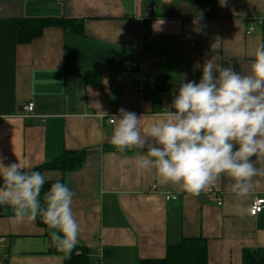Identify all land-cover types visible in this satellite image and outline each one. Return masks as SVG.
<instances>
[{"label": "crops", "instance_id": "obj_1", "mask_svg": "<svg viewBox=\"0 0 264 264\" xmlns=\"http://www.w3.org/2000/svg\"><path fill=\"white\" fill-rule=\"evenodd\" d=\"M36 17L76 19L83 35L48 27L16 44L15 20ZM251 24L255 31L248 34ZM217 38L221 48L213 52ZM262 41L264 0H0V157L5 165L28 158L33 169L64 150H87L79 170L42 174L46 181L64 178L74 193L76 246L89 250V264L162 258L168 244L200 236L207 239L208 264H242L244 249H264V209L255 216L250 211L252 199L264 197V177L254 178L242 213L227 177L189 196L136 167L146 149L113 148V125L96 113L118 116L124 108L143 116L146 126L171 105L181 83H199L205 61L247 73ZM127 63L135 68L126 71ZM86 73L100 81L87 82ZM140 73L155 78L154 90L135 88ZM31 101L27 117L23 107ZM168 193L178 199L166 200ZM1 207L3 264H64L48 253L36 220L15 223L12 210Z\"/></svg>", "mask_w": 264, "mask_h": 264}, {"label": "clouds", "instance_id": "obj_2", "mask_svg": "<svg viewBox=\"0 0 264 264\" xmlns=\"http://www.w3.org/2000/svg\"><path fill=\"white\" fill-rule=\"evenodd\" d=\"M220 48L217 38L211 50ZM96 115L107 116L113 125L110 144L117 151L146 149L145 154H137L136 167L153 172L161 184L198 197L222 177L229 178L235 207L242 213L254 190V178L264 177V167H257L264 164V41L255 47L247 73L231 65L222 67L213 58L205 61L199 83H181L171 105L146 126L142 127L143 116L124 108L118 116L100 110ZM3 159L0 206L12 210L15 223L40 217L50 246L70 255L80 231L72 190L56 180L41 198L46 177L30 170L29 159L7 165Z\"/></svg>", "mask_w": 264, "mask_h": 264}, {"label": "trees", "instance_id": "obj_3", "mask_svg": "<svg viewBox=\"0 0 264 264\" xmlns=\"http://www.w3.org/2000/svg\"><path fill=\"white\" fill-rule=\"evenodd\" d=\"M189 5L211 4L214 0H184ZM48 27H59L72 33L83 35V23L76 19L65 17H36L18 18L14 24V39L16 44L29 43L39 37ZM100 74V73H98ZM96 73H86V81L89 83L100 81ZM93 76L94 78H91ZM87 156V150H64L52 160L30 170L43 173L45 170H58L62 174L79 170ZM53 181H46L41 193V198ZM65 183L64 178L59 179ZM2 207L0 206V214ZM36 223L43 229L44 238L47 242L48 253L59 255L64 264H89V250L86 247H78L72 250L70 255L58 251L50 246V237L47 226L37 217ZM138 264H208V244L204 237H185L177 244H168L166 254L162 258L140 259ZM242 264H264V249H244Z\"/></svg>", "mask_w": 264, "mask_h": 264}, {"label": "built area", "instance_id": "obj_4", "mask_svg": "<svg viewBox=\"0 0 264 264\" xmlns=\"http://www.w3.org/2000/svg\"><path fill=\"white\" fill-rule=\"evenodd\" d=\"M255 31V26L253 24H251L247 30V33H253ZM135 68V65L133 63H127L125 66V70L126 71H132ZM136 81L138 82V85L135 87L136 89L140 90V91H144L145 89L148 90H154L155 89V85H156V81L155 78L149 74H145V73H140L138 75H136L135 77ZM34 107L35 104L34 102H29L26 105H24L23 110H24V114L27 117L32 116L33 111H34ZM169 195L174 196L175 199L169 198ZM178 196L176 194L173 193H168L166 195V200H177ZM221 202L219 201V204ZM264 209V197L262 196H256L252 199L251 202V206H250V211L252 215H258L259 213H261ZM6 239L0 238V242H5ZM0 264H3V262L0 260Z\"/></svg>", "mask_w": 264, "mask_h": 264}]
</instances>
